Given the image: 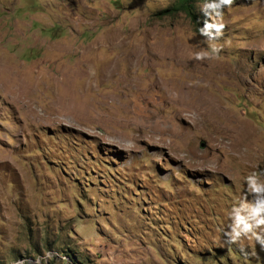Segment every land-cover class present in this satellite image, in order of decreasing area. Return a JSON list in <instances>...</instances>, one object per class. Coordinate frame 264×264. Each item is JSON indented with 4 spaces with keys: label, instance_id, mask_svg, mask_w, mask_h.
<instances>
[{
    "label": "rangeland",
    "instance_id": "obj_1",
    "mask_svg": "<svg viewBox=\"0 0 264 264\" xmlns=\"http://www.w3.org/2000/svg\"><path fill=\"white\" fill-rule=\"evenodd\" d=\"M209 2L198 29L177 0H0V264H264L226 236L264 181V0Z\"/></svg>",
    "mask_w": 264,
    "mask_h": 264
},
{
    "label": "clouds",
    "instance_id": "obj_2",
    "mask_svg": "<svg viewBox=\"0 0 264 264\" xmlns=\"http://www.w3.org/2000/svg\"><path fill=\"white\" fill-rule=\"evenodd\" d=\"M228 3L230 0H210L204 8L211 9L212 13L218 17L219 9ZM200 18L204 26L203 18L201 16ZM212 51L215 52V48ZM259 176L253 172L246 177L248 189L256 194L253 200L250 202L241 200L231 209L232 223L229 225L230 230L226 233L230 243H236L244 237L254 239L261 248H264V181H261Z\"/></svg>",
    "mask_w": 264,
    "mask_h": 264
},
{
    "label": "trees",
    "instance_id": "obj_3",
    "mask_svg": "<svg viewBox=\"0 0 264 264\" xmlns=\"http://www.w3.org/2000/svg\"><path fill=\"white\" fill-rule=\"evenodd\" d=\"M205 0H177V4L173 6L175 9L184 11L190 19L195 23L196 28H204L199 13L195 10L196 3Z\"/></svg>",
    "mask_w": 264,
    "mask_h": 264
},
{
    "label": "bare ground",
    "instance_id": "obj_4",
    "mask_svg": "<svg viewBox=\"0 0 264 264\" xmlns=\"http://www.w3.org/2000/svg\"><path fill=\"white\" fill-rule=\"evenodd\" d=\"M188 94V93H187ZM172 99L179 104H188V103H193L195 105V107H198V101L195 97L191 98H187L186 94L184 95H180V93L178 92V94L175 95V97L173 96ZM209 102V101H208ZM206 103V102H205ZM204 103V104H205ZM201 105V104H200ZM199 105V106H200ZM207 105V104H206ZM209 106V105H208ZM201 107V106H200ZM208 108V107H207ZM208 111V110H207ZM210 111V110H209ZM212 112V111H210ZM208 113V112H207Z\"/></svg>",
    "mask_w": 264,
    "mask_h": 264
}]
</instances>
